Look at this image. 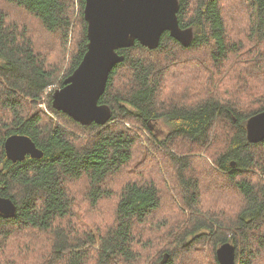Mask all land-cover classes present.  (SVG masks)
<instances>
[{"label": "trees", "instance_id": "trees-1", "mask_svg": "<svg viewBox=\"0 0 264 264\" xmlns=\"http://www.w3.org/2000/svg\"><path fill=\"white\" fill-rule=\"evenodd\" d=\"M179 3L193 42L184 46L166 32L157 49L137 42L118 50L125 60L100 101L112 119L82 125L56 110L48 91L63 87L87 53L86 1L4 0L0 198L17 213L0 216V264H220L225 243L235 246L236 264H264V141L247 137L248 120L264 112V0ZM43 36L49 41L38 48ZM188 64L203 79L178 88L200 79L187 74ZM13 135L30 137L44 157L10 161L5 142ZM196 162L224 183L205 185ZM26 232L50 236L39 262Z\"/></svg>", "mask_w": 264, "mask_h": 264}, {"label": "water", "instance_id": "water-1", "mask_svg": "<svg viewBox=\"0 0 264 264\" xmlns=\"http://www.w3.org/2000/svg\"><path fill=\"white\" fill-rule=\"evenodd\" d=\"M84 16L88 23V50L80 66L69 76L64 86L53 93V107L82 125H106L112 111L100 104L110 74L125 60L118 50L132 48L137 42L157 49L166 32L189 46L194 40L192 29L180 26L179 0H85ZM247 137L251 143L264 141V112L247 122ZM7 158L13 163L27 157L42 159L44 152L24 135H13L5 142ZM17 206L9 198H0V216L12 218ZM236 249L223 244L217 252L220 264H236Z\"/></svg>", "mask_w": 264, "mask_h": 264}, {"label": "rangeland", "instance_id": "rangeland-1", "mask_svg": "<svg viewBox=\"0 0 264 264\" xmlns=\"http://www.w3.org/2000/svg\"><path fill=\"white\" fill-rule=\"evenodd\" d=\"M9 9L10 8H6L5 7V4H4V0H0V10H2V11H9ZM21 18V16L20 15H18L17 13H12V15H11V21L13 22V21H18V23H20L21 22V20L22 19H20ZM26 21V20H25ZM24 21V22H25ZM37 23V22H36ZM32 23L33 25H35V27L38 25L39 26V24L37 23ZM40 27V26H39ZM80 29L81 28H79L78 30H77V36H73L72 37V46H73V48H75L76 49V45H77V43H78V40L80 39V37H79V33H80ZM82 33V32H81ZM48 38V36L46 37V36H43L42 38H41V40L39 39L38 41L37 40H35V42H36V44L38 45L37 47L38 48H41V47H44V48H46V46L45 45H47V42L49 41V39H47ZM81 40V39H80ZM52 57L53 58H57L58 57V54L57 53H54V54H52ZM71 57L72 56H70L69 58H67V60H66V62H65V65H66V67L68 66V65H70V60H71ZM191 66V64H188V70H186V72H187V74H191V73H196V72H198V76H199V78L200 79H195V76L193 77V78H191V79H183L180 83H179V85H178V88L179 87H182V86H186V85H189V86H197V85H199V82L201 81V79H203V77H202V75L201 74H203V72L202 71H199V70H197V69H194V68H192V67H190ZM73 74V73H72ZM71 74V75H72ZM70 75V76H71ZM122 75H124V76H127L128 77V71H126V70H123L122 71ZM69 77V76H68ZM67 77V78H68ZM66 78V79H67ZM169 78H168V76H167V78H166V81L168 80ZM172 87V86H171ZM62 87H60L59 85H55V86H53L52 87V92L51 93H54L56 90H59V89H61ZM165 93V92H164ZM39 108L42 110V111H44V112H46L49 116H53L50 112H49V110H48V108H47V106L45 105V104H40V106H39ZM58 120V119H57ZM59 121V120H58ZM128 128H130V129H133V130H135V131H137L138 132V134H139V136L141 137V139L144 141V142H153L154 140H153V137L149 134V132L148 131H146L145 129H143V128H141L140 126H138V125H136V124H134V123H128ZM156 130H157V134H158V136L159 137H164L165 135H167V129L165 128V126H163V124H162V122L160 123V122H158L157 124H156ZM205 159H208V158H205ZM195 165H196V169L198 170V172H200L201 173V175L204 177V179L206 180V182H205V185H209L211 182L212 183H214L215 184V182H219V184H223L224 183V181H223V178H220V179H217V177H215V178H212L213 176L210 174V172L208 171V169H207V167H205L203 164H201V163H199V162H196L195 163ZM210 190H212V188L211 187H208ZM214 189V188H213ZM213 191V190H212ZM32 234H34V237L36 238H34V240L33 241H23V242H25L26 244H28L30 247H32L33 246V242H37V244H38V248L40 249L39 250V252L38 253H36V254H32V257L34 258V260H36V261H40L41 260V258L42 257H44V256H46L47 254H49L50 253V236H44V235H39L38 233H33V232H26V233H24V235H23V237H22V239H24V238H26L27 240H31V239H33V237H31L32 236ZM32 245V246H31ZM9 255H10V258L11 259H15V258H17V253H16V251L14 250V249H9Z\"/></svg>", "mask_w": 264, "mask_h": 264}, {"label": "built area", "instance_id": "built-area-1", "mask_svg": "<svg viewBox=\"0 0 264 264\" xmlns=\"http://www.w3.org/2000/svg\"><path fill=\"white\" fill-rule=\"evenodd\" d=\"M52 89V88H51ZM51 89H49V91H48V93H50V92H52V90ZM127 126H128V124H126Z\"/></svg>", "mask_w": 264, "mask_h": 264}]
</instances>
